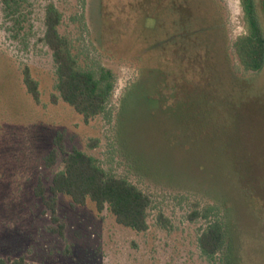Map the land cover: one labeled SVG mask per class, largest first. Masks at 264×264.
<instances>
[{"label":"rangeland","instance_id":"rangeland-1","mask_svg":"<svg viewBox=\"0 0 264 264\" xmlns=\"http://www.w3.org/2000/svg\"><path fill=\"white\" fill-rule=\"evenodd\" d=\"M264 30V0H254ZM81 68L108 69L105 113L88 121L61 100L46 6ZM18 22L0 0V261L28 264H217L197 238L221 208L234 264H264V64L246 72L232 47L242 0H21ZM37 83L35 101L23 82ZM55 97L56 100H53ZM110 119V120H109ZM93 156L150 197L145 231L87 201L56 198L63 234L33 194L63 167L44 158Z\"/></svg>","mask_w":264,"mask_h":264},{"label":"trees","instance_id":"trees-1","mask_svg":"<svg viewBox=\"0 0 264 264\" xmlns=\"http://www.w3.org/2000/svg\"><path fill=\"white\" fill-rule=\"evenodd\" d=\"M21 0H1L6 16L18 22ZM245 30L233 42L232 47L246 72H258L264 64V30L257 14L254 0H242ZM61 12L49 3L46 6L42 41L51 49L55 65V88L63 102L83 116L85 121L105 113L113 92L112 73L105 68L89 70L81 68L76 56L71 52L67 39L61 35L59 25ZM23 82L35 101L39 100L37 83L30 77L28 69L23 72ZM53 100H56L53 97ZM110 120V119H109ZM54 146L44 158L46 166H52L57 158L56 150L62 154V169L52 177L47 188L38 181L33 194L50 212L52 223L58 224L56 198L65 195L73 204L83 205L92 202L98 212L103 209L114 216L115 221L135 231H145L148 227L146 216L150 196L135 183L124 177L109 174L93 156L78 148L66 151L63 134L54 138ZM201 216L209 219L207 226L197 238L200 253L217 264H234L231 241L227 235L221 208L208 206ZM63 224L58 229L60 235ZM0 264H4L0 261ZM10 264H28L24 257L11 260Z\"/></svg>","mask_w":264,"mask_h":264}]
</instances>
